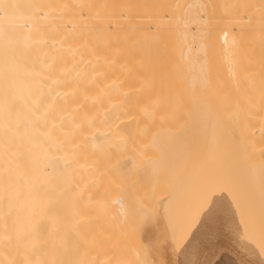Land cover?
Wrapping results in <instances>:
<instances>
[{
  "label": "bare ground",
  "instance_id": "6f19581e",
  "mask_svg": "<svg viewBox=\"0 0 264 264\" xmlns=\"http://www.w3.org/2000/svg\"><path fill=\"white\" fill-rule=\"evenodd\" d=\"M253 24L257 26L258 31L261 28L259 32L261 34L263 32L262 35H264V0H0V264H77L76 261L80 260L85 261L84 264H94L93 259L98 254L99 258L102 257L99 261L103 264L111 262L112 264H191L183 258L185 255L182 254L184 251H182V238L179 234V220L184 208L182 201L187 191L199 188L194 186L200 177L198 174H203L204 181L205 178L210 177V173L212 176L216 175V167H212L215 164L213 163L215 154L213 152H216V150L213 151V146H217L216 142L222 138L218 137L220 133L218 126L221 124L227 125L226 131L223 126L222 128L225 132H229L224 138L235 140L232 147H236V150L233 148L235 151L233 152L238 160L234 157L235 160H232L230 155L228 157L232 161L240 160L241 164L237 162L234 170L242 165L244 172L240 171L243 174V181L242 179L241 181L248 187L245 191L246 196L248 192L249 199L245 198L246 201L249 200L250 207H247L245 218L243 216L244 221H241L243 222L241 232L238 231L239 234L236 232L237 236L239 235L238 240L231 238L232 241L230 239V242L227 241L229 232L226 237L224 236L225 240H220L219 244L216 242L218 245L217 247L213 245V256H211L213 262L210 263L221 264L227 259L231 264H264V148L253 146L256 143L254 138L264 136L261 134H264V130L259 131L261 132L259 136L256 132L255 137L251 133L253 126L260 128L258 127L261 125L259 122L264 121V108H260L263 113H258V120H254L255 116H250L251 113L248 112L249 123L247 120L246 122L239 120L240 124L235 122L230 127L227 122L228 118L224 121L222 115L223 121H220L221 117L215 116L219 107L215 105L216 103L210 102V100L213 102L214 99L216 100L215 96H210L211 99L206 96L207 100L194 104L195 107L188 119L189 123L201 126L202 129L199 138L201 148L193 152L190 159L186 158L190 160L189 165L187 166L188 162L185 163L184 160L181 164L186 166L179 167L178 161L187 152L184 150L182 152L184 148L179 145V148L175 145L178 150L173 149L175 141L177 144H180L181 140L185 141L186 136L183 134L188 130H183L182 133V127L179 130L181 135L175 136V132L171 135L166 133L170 138L166 137L164 132H155L154 139L152 138L151 141L160 149L159 157L156 160L154 156H151L156 160L153 161L150 158L151 163L143 159L145 163L139 164L138 169V165L136 166L137 177L149 185L156 179L159 168H164L165 180L169 184L168 192H163L165 196L163 194L162 197H157L152 208H146L141 202L134 200L132 191L128 192L129 187L123 191L124 187L120 186L119 192H113L107 196L106 200L97 194L94 195L96 199L91 200L93 188L102 187V191L105 194L108 193L104 190L105 178L100 179L99 177L103 174L91 175L99 168H101L99 172H102L101 162L103 160L115 157L116 165L112 164L115 174L120 179L130 175L131 161L129 159L131 157H123L128 153L127 148L129 147L126 148L127 153L126 149L120 150L125 145L128 146L124 145L122 137L126 135L122 132L124 130L122 128L130 126L128 128L130 130L133 127L132 122L134 121L129 118L138 117L140 112L150 116L157 106L158 109L160 108L157 105L158 100L154 105L148 104L140 107L135 98V89L139 84L146 83L149 78L147 68L153 67V65L149 66L151 60L149 53L151 55L155 53L156 48L162 51V44H167L169 50L166 49L164 58L167 64L172 66L158 61L157 68H162V75L167 74L165 76L169 75L167 70L169 68L172 73L168 76L170 79L171 77L181 79V76L185 78L183 74L187 75L190 72L187 76L190 82L194 79L203 83L211 78L217 80V75L208 78L209 73L218 72L219 69L215 67L217 65L215 62L205 56V50L212 49L215 53L219 52L227 58L226 63L234 64L230 62L237 60L234 55L235 46L241 50L243 45L242 41L239 44L240 47L238 46L241 42L239 37L242 36L243 31L246 34L255 31L252 29L255 27ZM250 25L254 27L251 28ZM248 28L249 31L246 30ZM260 33L258 38H260ZM262 38L264 44V36ZM262 38L259 40L261 41ZM176 51L178 55L174 57ZM156 52L159 51L156 50ZM131 53L134 55L131 56ZM169 53H173L172 56ZM159 54L152 56L154 59L157 56L160 58L162 52ZM198 54L202 55L201 60L196 59ZM239 57L237 63L240 64L236 66L237 71L227 64L228 67L230 66L228 73L231 77L236 76L233 77L235 82L243 76V79H239L243 84L236 82L237 89L242 86L241 91H247L254 84L252 80L255 82L256 78L253 79V74L249 75L253 73L252 67L245 70L244 67H248L246 66L248 64L241 65L244 62L242 58L240 62ZM208 61L212 65L209 66ZM181 63H184L186 70L184 67L182 69L186 73L180 71L182 69L178 65ZM204 63L207 68L204 67ZM193 67L194 69L191 70ZM211 68L213 72L209 70ZM207 69L209 72L205 73ZM193 73L198 77H195ZM204 75H207V78ZM199 76L203 79L205 77L206 80L202 78L200 80ZM254 87L257 85L252 88ZM258 94L260 95V92ZM245 97L246 95L244 98L242 96L243 99H246ZM255 98L256 103L257 97ZM251 105H253L252 102ZM256 112L252 115L257 116ZM218 113L222 114V111ZM195 114L200 117L196 118ZM127 117L128 119H125ZM249 117H251L250 120ZM242 122L249 125L248 133L245 131L247 134L250 133L249 138L243 135L246 133L238 127L239 125L242 127ZM189 123L188 125H191ZM114 129L118 132L120 130L121 133H119L124 135L119 136L121 138L117 135L115 139L112 136L109 138V134ZM179 131H177L178 134H180ZM129 135L130 133L127 134ZM173 135L175 137L171 139ZM127 136L123 137L124 140L130 138ZM165 138L169 144L172 143L171 146L173 145L170 150L172 154L170 161L173 160V162L166 161L169 163L167 167L161 165L165 160L163 148L166 146H162L164 142L166 143ZM229 142L233 144L228 139ZM169 144L166 143L168 146ZM180 148H182L181 151ZM188 152L190 153L191 150ZM120 153L122 157L118 158ZM130 153L132 154L131 151ZM224 156L226 157V154ZM238 169L241 170L240 167ZM196 172L198 173L197 178L196 175L193 176ZM234 173L235 176H239L238 180H240L241 173L238 175L236 171ZM218 175L219 173L215 178ZM89 178L92 179L91 183L88 182ZM238 180L236 182L233 179L236 183L240 182ZM211 183L213 184L207 185L213 186L214 182ZM241 186H238L240 187L238 190L242 189ZM78 194L79 199L77 200ZM203 196L204 193L201 201L207 197ZM188 199L187 203L190 201ZM76 203L77 205L95 204L97 211L102 213L103 217L113 221L111 228L116 234L122 233L118 222L127 217L129 205L132 204L134 222L138 228V246L127 242L116 247L114 246L116 245L115 240L111 242H115L110 245L112 247L107 246L104 243L106 239H102L103 241L98 239L102 231H95L93 224H90L96 215L86 212L84 215L86 222L82 227L80 226L79 220L83 216H80V212L76 210ZM140 205L144 207H139ZM181 206L182 212L180 210V213ZM193 209L191 212L194 211ZM179 213L182 215L180 216ZM190 214L188 213L189 216ZM221 220L220 225L224 222ZM232 229L231 231H235ZM232 234L235 232H231V237H234ZM212 236H210L211 240ZM221 236L218 239H222L223 236ZM234 240L237 242H233ZM94 241L97 242L96 245ZM101 242L104 243V247ZM99 244L101 247H98ZM192 250L191 248L189 251ZM197 251L199 253V250ZM120 253L122 257L118 256ZM113 255H117L116 258ZM199 263L200 261L195 264Z\"/></svg>",
  "mask_w": 264,
  "mask_h": 264
},
{
  "label": "rangeland",
  "instance_id": "374dc122",
  "mask_svg": "<svg viewBox=\"0 0 264 264\" xmlns=\"http://www.w3.org/2000/svg\"><path fill=\"white\" fill-rule=\"evenodd\" d=\"M251 1V0H250ZM254 1V0H253ZM253 22V21H252ZM252 25V24H251ZM250 25V26H251ZM254 25V24H253ZM255 26V25H254ZM254 26H251V28L252 27H254ZM250 28V27H249ZM246 29V30H250V29ZM253 30L255 29V31H258L257 30V26H255L254 28H252ZM259 29V28H258ZM248 31H246L247 33H248ZM255 31H252V33H248V34H246L244 31H243V33H241L242 34V36L241 37H239V41H241V42H239L238 43V46L240 47V45L239 44H241L242 43V41H243V45L241 46V50H239V48H237V46H235V49H234V55H235V57L237 58V60H236V58H235V60L236 61H231L230 63L232 64V63H234V64H232V65H230L229 64V62H227L226 63V61H227V58L226 57H223V54H220L219 52H217V53H215V51L214 50H209V49H206L205 51V56L209 59V60H211L212 62H215L217 65L215 66V67H218V69L221 71V72H219V70H218V72L217 71H215V72H213V69L211 68V69H209V70H212L211 72H213V73H209V75H208V78L211 76V77H214L215 75H217V80H214V79H208V81H206V82H200V81H198V80H195L194 78V80H191L192 82H190V81H188L187 80V76H188V74L190 73H188L187 75H184L183 74V76H185V78L183 77L182 78V76H181V79L178 77V78H174V79H172V77H171V79L168 77V76H171V72H170V70H169V68H167V70L169 71L168 73H169V75L168 76H165V75H167V74H165V73H163V74H165V75H162V68L160 69H158L157 68V64L159 63L158 61H160V63H162V61H163V64H167V62H166V60H165V56H166V54H165V51H167V50H169V49H167V48H169L168 46H167V44H162V47L161 48H163V50L162 51H160V49L158 50L157 48L156 49H154L155 50V53L153 52V54L152 55H155V54H157V55H160L159 53H161L162 52V54H163V56H162V54H161V56H160V58H159V56H157L156 57V59H154V56H152L151 55V53H149L150 55V57H151V60H150V63H149V66H151V65H153V67H150L151 68V71H150V68L148 67L147 69V72L149 73V75H148V79H147V82L146 83H143V84H139L138 85V87L135 89L136 91H135V98H136V101L140 104V107L141 106H144V105H148V104H153L154 105V103H155V101L156 100H158V104L157 105H159L160 106V108L158 109V106L154 109V111H152L151 112V115L150 116H146V115H144V114H142L141 112L139 113V115H137L138 117H133V116H131L129 119H133V121L134 122H132V125H133V127H132V125H131V127L132 128H130V130H128V128L130 127L129 126V123H128V128H126V127H123L122 128V132L124 133L125 132V135L127 136V134L128 133H130V138H129V136H127L128 138H125V139H128L129 141H130V143H129V141L128 140H124V138L123 137H126V136H123L122 134H120L121 133V131L119 130V132L118 131H116L115 129L117 128V127H115V129H114V131L112 132L111 131V134H109V138H116V136L115 135H117V137L118 138H121V137H119V136H123L122 137V139H123V141H124V145L125 144H127L128 146H124V147H122L120 150H122V151H124L127 147H129L130 148V151L132 152V154L130 153V151H129V148H127L128 149V153L126 152L127 151V149L125 150V152L127 153V154H125L124 152H122V153H124L125 154V156L123 155V157H126V156H128V158H130L131 157V159H129L130 161H128V163L130 162V166H131V171H130V175H128V176H126L125 178H119L116 174H115V172H114V170H113V168H112V164L114 163V161L116 160L115 159V157H108L105 161L103 160L102 162H101V165H103V168H102V172H99L100 170H101V168H99V169H97L96 170V172L94 173H92L91 175H93V176H97L98 175V173H101V174H103L102 176L101 175H99V177H101L100 179H102L103 177L105 178V180H106V182H105V189L104 190H107L108 191V193L107 194H105L103 191H102V187L100 188V187H96V188H93L92 189V194H93V197L91 198V200H93V199H96V197H94V195H100V196H102L103 197V199H108L107 198V196H110L113 192H116V191H118L119 192V190H120V188L122 187H124L123 188V191H125V190H127V188L129 189L128 190V192L130 191H132V196L134 197L133 199L134 200H137L138 201V203L139 202H141L142 203V205H145L146 206V208H149V207H153V204L155 203V201H156V199H157V197L158 198H160V197H162V195L164 194L163 192H165V191H167V189H168V183H167V181L165 180L166 179V177H165V173H164V168H159V170H158V172H157V174H156V179L152 182V184L151 185H149V184H147L146 182H144V181H142V180H140V178L139 177H137V174H136V170L139 168V164L140 165H143V162L145 163V161L143 160V159H145V160H147L149 163H151L150 161H151V159L150 158H152L151 156H154V159H156L157 160V157H159L158 155L160 154V149H158V147H156L153 143H152V141H151V139L153 138V135L154 134H156L155 132H158V133H168V134H170L171 135V133H174V135L175 136H177V135H181L184 131L183 130H188L187 132H184V134L183 135H185L186 137H185V141H183V140H181V141H179V142H185V144H177V143H173V149H177V148H175V145H177V147H178V145L179 146H182L184 149H182V148H180V151H181V149H182V152H183V150L185 151V152H187V154H185L184 156H182L181 157V159H180V161H178L179 162V164H180V166L179 167H185L186 165L188 166L189 165V161L190 160H187L186 158H188V159H190L192 156H191V154H193V152H195V151H197V150H199L201 147H200V145H201V141L199 140V138H200V134H202V129H201V126H198V125H196L195 126V124H191V123H189L190 122V120L188 121V119H190L189 117H190V113L192 112V110L194 109V107H195V105L194 104H197V103H200V101H204L205 99L207 100V98H206V96L209 98L210 96H212V97H214L215 96V98H216V100L214 99V102L212 101V100H210V102H212V103H216L215 105H218L217 107H219V110H216V113H215V116L216 117H219L220 118V121H223L222 120V115L224 116V121L227 119V122L230 124V127L231 126H233L234 125V123L236 122V124L237 123H239L238 121L240 120V121H243L244 120V122H246V120H247V122L249 123V121H248V116L250 115V116H255V118H254V120H258L259 119V117H258V113H263V110L262 109H260V108H264V44L262 43L263 41V36L264 35H262L263 34V32H262V34L259 32V31H261V28L259 29V31L258 32H255ZM246 35H245V34ZM259 33H260V38H262L261 39V41L259 40L260 38H258L259 36ZM244 34V35H243ZM261 35H262V37H261ZM167 49V50H166ZM156 50L157 51H159L158 53L156 52ZM173 50V49H172ZM171 50V51H172ZM175 50V49H174ZM173 50V51H174ZM153 51V50H152ZM152 51H150V52H152ZM178 51V50H177ZM177 51L175 52V54H174V57H175V55L177 54ZM128 52H129V50H128ZM132 52V51H131ZM129 54H130V52H129ZM171 53H169V55H170ZM173 54V53H172ZM172 54H171V56H172ZM132 55H134V54H132L131 53V56ZM178 55V54H177ZM199 55V56H198ZM198 55H196V59L197 60H201L202 59V55H200V54H198ZM239 55H240V57H239ZM170 57V56H169ZM238 57L240 58V62H242L241 60L243 59V62H244V64L243 63H241V65H246V63L248 64V65H246V66H248V67H244V69L246 70L247 68H251L252 69V71H253V73H249V75H251V74H253V77H251V78H253V79H255L256 78V80H255V82H254V80H252L253 81V83L255 84H253V86H256L257 85V87H254V88H252L253 86H251V87H249L248 89H247V91H241V87L242 86H240L239 88L240 89H237V85L238 84H241L242 82V80H239V79H243V76H241V78H239V79H237L236 80V82L238 83H236L233 79L236 77V76H233L232 75V77H231V75L229 76V74L230 73H228L229 72V67L230 66H232V67H234V69H236L237 67H238V64H240V63H237V61H238ZM159 58V59H158ZM168 57H166V59H167ZM201 58V59H200ZM242 58V59H241ZM162 59V60H161ZM175 60H176V58H174ZM173 59V60H174ZM177 60H179L178 58H177ZM214 60V61H213ZM172 61V60H171ZM229 61V60H228ZM169 62V61H168ZM174 62V61H173ZM205 62H207V60L205 61ZM235 62L237 63V64H235ZM239 62V61H238ZM171 63V62H170ZM162 64V65H163ZM169 64V63H168ZM167 64V65H168ZM176 64H177V61H176ZM175 64V65H176ZM184 64V63H183ZM183 64L181 63L180 65H178L181 69L184 67L183 66ZM208 64H209V61H208ZM230 65L229 67H228V65ZM204 67H206L207 68V66H206V63H204ZM210 65H212V64H209V66ZM234 65V66H233ZM252 65V66H251ZM169 66H172V65H170L169 64ZM182 66V67H181ZM208 66V68H210ZM237 66V67H236ZM158 67H159V65H158ZM179 67L177 68V69H179ZM189 67V66H188ZM191 67V66H190ZM166 68V67H165ZM172 68V67H171ZM186 67H184V69H185ZM214 68V67H213ZM240 68V67H239ZM155 69V70H154ZM163 69H164V67H163ZM184 69H182V70H180L181 72L182 71H184V73H186V69L184 70ZM194 69V67L191 69V70H193ZM243 69V70H244ZM160 70V71H159ZM195 70H196V68H195ZM209 70L207 69V70H205L204 72L205 73H208L209 72ZM243 70H241V71H243ZM158 71L159 72H161L160 73V75H159V73H158ZM163 71H165V69L163 70ZM172 71V70H171ZM174 71H175V69H174ZM236 71H237V69H236ZM238 71H239V69H238ZM249 71H250V69H249ZM153 72V73H152ZM167 72V71H166ZM179 72V71H178ZM177 72V73H178ZM191 72H193V71H191ZM247 72V71H246ZM154 73H156L155 75L157 76V77H155V75H154ZM173 73H175V72H173ZM176 73V74H177ZM238 73H240V72H238ZM242 73H244V72H242ZM182 74V73H181ZM195 73H193V75H194ZM204 74V73H203ZM241 74V73H240ZM150 75H151V78H150ZM174 75V74H173ZM228 75V76H227ZM239 75V74H238ZM244 75V74H243ZM175 76V75H174ZM176 76H178V75H176ZM190 76H192V75H190ZM195 76V75H194ZM205 76V75H204ZM203 76V77H204ZM207 76V75H206ZM205 76V77H206ZM244 76H246V75H244ZM248 76V75H247ZM252 76V75H251ZM159 77H160V79H159ZM163 77H167V78H163ZM195 77H198V76H195ZM200 77V76H199ZM205 77H204V79L202 78V77H200V80H201V78L203 79V80H206L205 79ZM229 77V78H228ZM231 77V78H230ZM234 77V78H233ZM153 78V79H152ZM155 78H157V80L155 79ZM161 78H163V79H161ZM207 78V77H206ZM238 78V77H237ZM245 78V77H244ZM159 79V80H158ZM199 79V78H198ZM216 79V78H215ZM152 80H155V81H152ZM190 80V79H189ZM238 80L240 81V82H238ZM245 80V79H244ZM146 81V80H145ZM149 81H151V82H149ZM245 82V81H244ZM129 83V82H128ZM243 84V83H242ZM236 85V86H235ZM252 85V84H251ZM252 88V89H251ZM245 89V88H244ZM253 89H254V92H253ZM257 89V90H256ZM259 89V90H258ZM255 90H256V92H255ZM257 91H259L260 92V95L258 94L259 92H257ZM244 92V93H243ZM242 93L244 94V95H242ZM257 95H255V94ZM243 96V98H244V96L246 95V99H243L242 98V96ZM249 96V97H248ZM219 97V98H218ZM255 97H257V105H259L258 107H257V105H256V103H255V100H256V98ZM254 98H255V100H254ZM209 99H211V98H209ZM208 99V100H209ZM254 100V101H253ZM251 102H252V104L253 105H255V106H253V105H251ZM263 104V105H262ZM214 105V104H213ZM214 105V106H215ZM262 105V106H261ZM217 107H215V109H218ZM258 108V109H257ZM250 109L252 110V111H257L256 113H257V116L256 115H252L253 113H255V112H252V111H250ZM222 111V114H220V113H218V112H221ZM214 112H215V110H214ZM251 113V114H247V113ZM126 114V113H125ZM196 115V114H195ZM192 116V115H191ZM193 117H194V115H193ZM196 118H199L200 117V115H196L195 116ZM250 118L251 117H249V120H250ZM258 118V119H257ZM125 119H128V117L127 118H125ZM252 121H253V119H252ZM189 124H191V125H188V123ZM231 122V123H230ZM244 122H242V127L239 125H237L238 127H239V129H241L242 130V132L244 131H247V133H248V129H249V125L247 126L246 124H244ZM254 122V121H253ZM263 122L264 121H262V122H259L261 125H258V127H260V128H257V127H255V126H253V128H251L252 129V131H251V133H253V136L256 134V132H258V136L260 135V133L264 130V125H263ZM241 123V122H240ZM239 123V124H240ZM251 123V122H250ZM256 123V122H255ZM186 124V125H185ZM227 124V123H226ZM228 124V125H229ZM232 124V125H231ZM127 125V124H126ZM184 125H185V127H184ZM194 125V126H193ZM220 125V124H219ZM225 124H221L220 126H218L217 128H218V130H219V132L217 131V133H219V136L218 137H222V138H220V141H222V143L224 144H222L220 141H219V139H218V141L216 142L217 143V146L215 145V146H213V151L214 150H216V152H213V153H215L214 154V158H213V163L215 162V164H213L212 165V167L213 166H215L216 167V171H217V173H215L216 175H214V176H212V173H210V177H207V178H205V181H204V177H203V174L201 173V175L200 174H198L197 172L193 175V176H195L196 175V178H197V174H198V176H200L199 178H198V180L195 182V184H194V186H195V188L198 186L199 188L197 189L196 188V190L193 188V190L194 191H192V190H189V191H187L186 192V196L184 197V201H182V206H184V208H183V212H182V206L180 207V209H179V212H180V210H181V212L183 213V215L182 214H180L179 213V215L181 216L182 215V217H180V220H179V222H180V226H179V234H180V236H181V238H182V251H184V252H182V254L183 255H185V256H183V258H184V260L185 261H187V262H189V263H191V264H195V263H198L199 261H200V263L199 264H207V262H208V264H211L212 262H213V260H212V258H211V256H213L212 255V248L214 247L213 245H215V247H217V245L221 242L220 240H222L223 241V239L225 240L226 238V236L229 234V232H230V234L228 235V237H227V241L230 239L231 240V238L232 239H237L238 240V238H239V235L237 236V234H236V232L238 233V231L239 232H241V230H240V228H241V226H242V223H241V221H244V218H245V214L247 213V207H250V204L248 203L249 202V200H247L246 201V198L247 199H249V196H248V192H247V196H246V191L248 190L247 188L248 187H246L247 185H245V184H243V177H242V173L240 172V171H242V172H244L243 170H242V168H241V166L242 165H239V166H237V170H239L238 168L240 167V169L241 170H239L238 172L239 173H241V177H240V180H238L239 179V176H235V173H234V171H236V175H238L239 173H237V170H234V168L236 169V163L238 162L239 164H241L240 163V160L239 161H237L238 159L236 158V157H234V156H236L235 155V151L234 150H236V147H232V145H234L235 143H234V141H233V139L234 138H232V139H230V138H228L230 141H232V143L233 144H231L230 142L228 143V139H226V138H224V136L226 135V134H228L227 132H225L226 131V126H224ZM256 126H257V123L255 124ZM187 126H189V128L187 127ZM191 126V127H190ZM222 126L224 127V129H225V131H224V129L222 128ZM244 126V127H243ZM251 126V125H250ZM120 127V126H119ZM119 127L117 128V130L119 129ZM183 127V128H182ZM255 127V128H254ZM182 128V129H181ZM191 128V129H190ZM237 128V127H236ZM128 131H127V130ZM182 130L181 132L179 131V130ZM195 129V130H194ZM228 129V128H227ZM254 129V130H253ZM259 129V130H258ZM113 130V129H112ZM198 130V131H197ZM262 130V131H261ZM126 131H127V133H126ZM177 131H179V133L180 134H178V132ZM194 131V132H193ZM259 131H261V132H259ZM110 132V131H109ZM117 133H119V134H117ZM153 133V134H152ZM157 133V134H158ZM177 133V134H176ZM222 133H225L224 135L222 134ZM246 133V132H245ZM243 134V135H246V136H248L249 134ZM164 134V135H165ZM168 134H166V137H168ZM191 134H193V135H191ZM262 135H264L263 133H261ZM172 136L171 137V139H173V137H175V136ZM191 135V136H190ZM221 135V136H220ZM223 135V136H222ZM242 135V136H243ZM112 136V137H111ZM251 137V136H250ZM255 137V136H254ZM253 137V138H254ZM114 138V139H115ZM168 138H170V136L168 137ZM189 138V139H188ZM245 138H247V137H245ZM248 138H249V136H248ZM247 138V139H248ZM154 139V138H153ZM152 139V140H153ZM171 139H169V141H171ZM191 140V141H190ZM195 140H197V141H195ZM126 141V142H125ZM165 141H166V138H165ZM187 141V142H186ZM254 141L256 142H254L255 144L253 145V146H255V147H260V148H264V136H260V137H256V138H254ZM200 142V143H199ZM249 142V141H248ZM165 143V142H164ZM162 144V146H164L165 148H163L164 149V151H163V153L165 154V160H163V164H161V165H165L166 167L168 166V164L169 163H171V162H173V160H171L170 161V158H171V151L170 150H172V146H171V144H169L168 143V141H166V143L167 144H169V146L168 145H166V143L165 144ZM222 145H221V144ZM250 143V142H249ZM229 144H231L230 146H229ZM252 144V143H251ZM190 145V146H189ZM219 145H221V146H219ZM223 146V147H222ZM229 146V147H228ZM186 147V148H185ZM219 147V148H218ZM221 147H222V149H221ZM228 147V148H227ZM231 147H232V149H231ZM179 148V147H178ZM216 148V149H215ZM233 148H234V150H233ZM132 149V150H131ZM186 149H187V151H186ZM228 149H229V151H228ZM178 150V149H177ZM188 150L190 151L191 150V152L189 153L188 152ZM218 150H219V154H218ZM220 150H222V151H220ZM227 150V151H226ZM232 150V151H231ZM226 151V152H225ZM234 151V152H233ZM184 152V153H185ZM223 152V153H222ZM229 152H231L230 154H229ZM129 153L131 154V155H129ZM234 153V154H233ZM226 154V157L224 156V155ZM216 155H217V157H216ZM219 155V156H218ZM221 155V156H220ZM230 155V156H229ZM233 155V156H232ZM118 156H120V157H118V158H121L122 157V154L120 153V155H118ZM156 156V157H155ZM187 156V157H186ZM222 156H224V157H222ZM233 160L234 158L235 159H237L236 161H232L229 157ZM147 157H148V159H147ZM185 157V158H184ZM234 157V158H233ZM238 157V156H237ZM180 158V157H179ZM218 158V159H217ZM222 158H224V160H222ZM229 158V159H228ZM247 158H248V156H247ZM153 159V158H152ZM153 159V161H156V160H154ZM183 159V160H182ZM234 159V160H235ZM142 160V161H141ZM181 160H182V162H181ZM184 160H185V163L186 162H188V164H186V165H183V164H181V163H183L184 162ZM215 160V161H214ZM231 160V161H230ZM248 160V159H247ZM250 160V159H249ZM117 161V160H116ZM116 161H115V163H116ZM141 161V162H140ZM169 162V163H167V162ZM218 161H219V163H218ZM221 161H222V163H223V165H222V163H221ZM224 161V162H223ZM226 161H227V163H226ZM230 161V162H229ZM231 163L232 162V164H229V163ZM114 163V165H116ZM131 163H132V165H131ZM147 163V162H146ZM162 163V162H161ZM184 163V164H185ZM148 164V163H147ZM217 164V165H216ZM138 165V166H137ZM145 165V164H144ZM161 165H159V166H161ZM220 165V166H219ZM225 165H226V167H225ZM136 166H137V169H136ZM164 166V167H165ZM219 166V167H218ZM223 166V167H222ZM231 166H232V168H231ZM235 166V167H234ZM114 168L116 167V166H113ZM163 167V166H162ZM165 167V168H166ZM215 167H214V169H215ZM134 170H133V169ZM224 168V169H223ZM226 168H230L229 170L228 169H226ZM213 169V168H212ZM199 171V170H198ZM229 171V172H228ZM135 172V173H134ZM214 172H215V170H214ZM221 172V173H220ZM219 173V175H218V177L217 178H215V176H217V174ZM224 173H225V175H224ZM229 173V174H228ZM231 173V174H230ZM234 173V174H233ZM246 173V172H245ZM244 173V174H245ZM132 174V175H131ZM134 174V175H133ZM227 174V175H226ZM232 174L234 175V176H232ZM105 175V176H104ZM224 176V177H223ZM213 177V178H212ZM228 177V178H227ZM231 177H232V179H231ZM238 177V178H237ZM230 178V179H229ZM216 179V180H215ZM233 179H235V181L236 180H238V181H240L239 183H236L235 181H233ZM241 179H242V181H241ZM89 181L88 182H92V179L91 178H89L88 179ZM203 180V181H202ZM214 180V181H213ZM221 180V181H220ZM231 180V181H230ZM199 182H201V183H203V184H201V183H199ZM211 182H214V185L213 186H211L213 183H211ZM232 182H235V184L233 183L232 184ZM90 183H88V184H90ZM240 183H241V185H245L244 187H242L241 185H240ZM199 184H200V186H199ZM207 184H211L210 186L209 185H207ZM206 185H207V187L208 188H210V189H208L207 187H206ZM121 186V187H120ZM227 186V187H226ZM236 186H237V188H236ZM238 186H241L242 187V189L244 190V192H243V190H242V194L240 193L241 192V190H238V189H240V187H238ZM245 187H246V189H245ZM99 188H100V190H99ZM126 188V189H125ZM235 188V189H234ZM204 189H206V190H204ZM207 189H208V193H207ZM246 190V191H245ZM123 191H120V192H123ZM193 192V194H192V192ZM199 191H201V192H199ZM203 191H205V192H203ZM214 191V192H213ZM127 192V191H126ZM168 192V191H167ZM166 192V194H168ZM210 192V193H209ZM203 193H204V196H207V197H205L203 200L204 201H201V196L203 195ZM205 193H207V194H205ZM235 193H237V194H235ZM131 194V193H130ZM191 194V195H190ZM202 194V195H201ZM216 194V195H215ZM190 195V196H189ZM196 195H197V197H196ZM209 195V196H208ZM218 195V196H217ZM240 195H241V197H240ZM92 196V195H91ZM163 196H165V194L163 195ZM203 196V197H204ZM244 196V197H243ZM191 197V198H190ZM240 197V198H239ZM246 197V198H245ZM190 199V201L187 203V199ZM208 198H209V200H208ZM229 198V199H228ZM236 198H238V199H236ZM243 200H242V199ZM79 199V194H78V196H77V200ZM188 199V200H189ZM205 199H207L206 201H205ZM217 199V200H216ZM232 199V200H231ZM194 200V201H193ZM231 200V201H230ZM195 201H196V203H195ZM199 201V202H198ZM201 201V202H200ZM245 201L247 202V203H245ZM191 202V203H190ZM243 202V203H242ZM140 203V204H141ZM186 203V204H185ZM194 203V204H193ZM199 203H201V204H199ZM213 203H214V205H213ZM217 203V204H216ZM222 203V204H221ZM193 204V205H192ZM198 204V205H197ZM211 204V205H210ZM244 204H246V205H244ZM188 206V207H185V206ZM200 205H201V207H200ZM241 205V206H240ZM130 207H129V210H128V214H127V217L124 219V220H122V221H119L118 223H119V226L121 227V230H122V233H120V234H116L115 232H113V231H115V230H113L111 227V223L113 224V221L111 222L110 220H108V219H106V217H103L104 215L102 214V213H100V212H98L97 211V206L95 205V204H80V205H77V203H76V210H78L80 213H79V215L80 216H83V217H81V220H79V224H80V226L82 227L83 226V224H84V222H86V219H84V215H86V212H87V214L89 213V214H91V213H93L94 215H96L95 216V219H92L91 221H90V224L92 225L93 224V229L96 231V230H100V231H102V234L101 235H97L99 238L98 239H100L101 241H103V240H105L106 239V241L104 242L107 246H110V245H112V244H115V242H116V245H114V246H119L120 247V244H125V243H127V242H129V243H131V244H135V246H138V244H139V239H137V238H139L138 236V233H137V231H138V228H137V224H135L136 222H134V217H133V211H132V209L134 208V206L131 204V205H129ZM139 207H144V206H139ZM151 207V208H152ZM193 207L195 208V209H197V210H195V209H193ZM215 207V208H214ZM220 207V208H219ZM223 207V208H222ZM233 207L235 208V209H233ZM190 208V209H189ZM196 212H194V211H192L191 212V210L192 209ZM201 209V210H200ZM224 209V210H223ZM81 210H83V211H81ZM211 210V211H210ZM220 210H222V211H220ZM132 211V212H131ZM186 211V212H185ZM238 211V212H237ZM216 212V213H215ZM100 214V215H98L97 216V214ZM188 213L190 214V216H192V217H190L189 215H188ZM225 213V214H224ZM226 213H227V215H226ZM222 214H223V216H222ZM229 214V215H228ZM237 214H238V216H237ZM242 216H241V215ZM92 215V214H91ZM103 215V216H102ZM185 215H187L186 216V218H187V220H186V218H185V220H184V217H185ZM204 216V217H203ZM213 216V217H212ZM226 216H228V217H226ZM237 216V217H236ZM243 216H244V218H243ZM211 217V218H210ZM216 217V218H215ZM226 217V219H223V218H225ZM183 218V219H182ZM190 220H189V219ZM207 219V220H206ZM221 221H224V222H221V225H220V220ZM242 219V220H241ZM194 220V221H193ZM185 221V222H184ZM198 221V222H197ZM215 221V222H214ZM235 221V222H234ZM187 222V223H186ZM201 222V223H200ZM205 222V223H204ZM225 222H227V223H225ZM239 222V223H238ZM88 223V222H87ZM188 223H189V225H188ZM193 223V224H192ZM217 225H216V224ZM225 223V225L224 226H222L223 224ZM229 223H231V224H229ZM237 223V224H236ZM241 223V224H240ZM192 226H191V225ZM202 224V225H201ZM208 224V225H207ZM236 224V225H235ZM238 224H240V225H238ZM205 225V226H204ZM215 225V226H214ZM232 225H233V227H234V229H232L233 227H232ZM188 227V230H187V227ZM198 226V227H197ZM204 226V227H203ZM229 226V227H228ZM200 227V228H199ZM213 227L215 228V229H213ZM239 227V228H238ZM194 230H193V229ZM205 228V229H204ZM206 228H207V230H206ZM225 228V229H224ZM229 228V229H228ZM136 229V230H135ZM202 229V230H201ZM219 229V230H218ZM231 229L232 230H235V231H231ZM237 229V230H236ZM92 230V229H91ZM201 230V231H200ZM204 230V231H203ZM207 232H206V231ZM214 230H216L217 232H215ZM224 230V231H223ZM194 233H193V232ZM198 231H200V232H198ZM203 231V232H202ZM212 231H214V232H212ZM228 231V232H227ZM198 232V233H197ZM205 232H206V235H205ZM208 232H210V233H208ZM221 232V233H220ZM231 232L233 233V232H235V234H232V236L234 235V237H231ZM201 233V235H199ZM204 233V234H203ZM208 233V234H207ZM228 233V234H227ZM108 234V235H107ZM136 234V235H135ZM219 234V235H218ZM226 234V235H225ZM239 234V233H238ZM138 235V236H137ZM192 235H194V236H192ZM208 235H209V237H208ZM213 235V236H212ZM220 235H222L221 237H222V239H218V238H220ZM236 235V236H235ZM191 236V237H190ZM204 236V237H203ZM210 236H212V240L210 239L211 237ZM208 237V238H207ZM215 237H217V238H215ZM235 237H237V238H235ZM186 238V239H185ZM190 238V239H189ZM196 238V239H195ZM98 239H96V241L98 240ZM103 239V240H102ZM184 239V240H183ZM203 239V240H202ZM115 240V242L114 243H111L112 241H114ZM136 240H137V242H136ZM187 240V241H186ZM196 240H197V242H196ZM206 242H205V241ZM208 240V241H207ZM210 240V241H209ZM213 240H214V243H213ZM215 240H217V241H215ZM230 240H229V242H230ZM233 241V242H237V241ZM108 241H110V242H108ZM192 241V242H191ZM199 241H200V246L198 245V243H199ZM232 241V240H231ZM107 242H108V244L109 243H111V244H107ZM208 242V243H207ZM209 242H211V243H209ZM216 242L218 243V244H216ZM93 243H95V245L97 244V242H93ZM103 243V244H104ZM137 243V244H136ZM186 243V244H185ZM193 243H194V245H195V247H194V245H193ZM204 243V244H203ZM205 243H206V246H205ZM101 244H102V242H101ZM101 244H99L100 246H98V247H101ZM102 244V245H103ZM190 244V245H189ZM94 245V244H93ZM202 245V246H201ZM105 245H103V247H104ZM199 246V247H198ZM210 246V247H209ZM212 246V247H211ZM110 247H112V246H110ZM115 247V248H116ZM193 249L192 251H189V250H191V248ZM206 247V248H205ZM204 248H205V251H204ZM208 248H211V249H208ZM187 249H188V252H187ZM199 250V253H198V251L197 250ZM208 249V250H207ZM105 250V249H104ZM107 250V249H106ZM105 250V251H106ZM200 250H201V252H200ZM110 251V250H109ZM109 251H107V252H109ZM196 251V252H195ZM208 251V252H207ZM103 252V254H104V251H102ZM101 252V253H102ZM106 252V253H107ZM207 252V253H206ZM100 253V254H101ZM189 253H191L190 255H189ZM195 253V254H194ZM67 255H70V254H68V253H66ZM102 254V255H103ZM208 255V256H205V255ZM123 255H124V253H123ZM196 255V256H195ZM205 257H204V256ZM210 255V256H209ZM101 256V255H100ZM117 256V255H116ZM116 256L115 255H113V257H115L116 258ZM118 256H121L122 257V253H120V255H118ZM125 256H127L126 254H125ZM201 256V257H200ZM96 257H98V258H96ZM96 257H94L95 259H93V260H95V262H94V264H100L101 262L99 261L102 257H100L99 258V254L96 256ZM187 257V258H186ZM191 257V258H190ZM209 258V259H208ZM98 259V260H97ZM193 259V260H192ZM209 261H208V260ZM211 259V260H210ZM80 260V259H79ZM97 260V261H96ZM190 260V261H189ZM206 260V261H205ZM102 261V260H101ZM82 261L80 260V261H76V263L77 264H84V262H82ZM108 262L110 263L111 262V259L110 260H108ZM211 262V263H210ZM225 262V263H224ZM224 262L223 263H221V264H231L230 263V261L229 260H227V259H225L224 260ZM131 263H133V262H131ZM93 264V263H92ZM101 264H103V263H101ZM107 264V263H106ZM110 264H112V262L110 263ZM130 264V263H129ZM188 264V263H187Z\"/></svg>",
  "mask_w": 264,
  "mask_h": 264
}]
</instances>
